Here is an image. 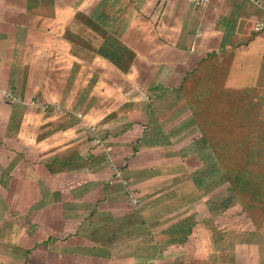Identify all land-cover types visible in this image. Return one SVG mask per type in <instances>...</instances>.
I'll return each instance as SVG.
<instances>
[{
    "label": "crops",
    "instance_id": "0c3cea01",
    "mask_svg": "<svg viewBox=\"0 0 264 264\" xmlns=\"http://www.w3.org/2000/svg\"><path fill=\"white\" fill-rule=\"evenodd\" d=\"M258 25L264 0H0V264H264Z\"/></svg>",
    "mask_w": 264,
    "mask_h": 264
},
{
    "label": "rangeland",
    "instance_id": "374dc122",
    "mask_svg": "<svg viewBox=\"0 0 264 264\" xmlns=\"http://www.w3.org/2000/svg\"><path fill=\"white\" fill-rule=\"evenodd\" d=\"M260 26L258 25L257 28H259ZM238 58V57H237ZM224 63V67L227 68V67H232L233 65V59L231 58H223L221 59ZM222 79H224L223 77H220ZM226 80V79H225ZM217 94L218 96H222L224 97V99H222V102L220 106H208L207 107V111L210 113L209 115L213 116L214 114H217V115H225V117L227 118V115H232V109L234 107H237L239 108V105L241 107H243V109H245V111L248 113L249 109H250V106L249 107H246V105L249 104L250 102V97L247 96L245 98H240V102H237L239 103L236 104V103H231L235 97L236 101H237V94H235L231 99L227 97L226 95V92H221L219 90H217ZM257 95H260L261 97H264V90H259L257 89V92H256ZM255 111H256V114H255V118H254V121H256V125H255V130H254V133L251 135V139L253 140L250 141L248 147L249 149H254V151L256 152V154L258 155L257 157V160H256V164H261L260 168H261V173H263L262 170H264V159L261 158L259 156L260 153H263L264 154V106H260L259 108L258 107H255ZM236 111V110H234ZM245 114V113H244ZM235 119H238V120H235L234 123L236 124H240V126L242 127V129L244 130V133L245 135H249L251 134L250 132V128L248 127V125H250V122L249 120H251V115L248 116V114L245 116L241 113H238V117H236L235 115H233ZM248 120V122H246ZM233 123V124H234ZM235 124V125H236ZM252 136H254V138H252ZM247 138H245L246 140ZM263 157V155H262ZM249 169H252L254 170L253 168H249ZM258 170V169H256ZM262 188L263 186L260 188V190L262 191ZM227 192L225 191V196H226Z\"/></svg>",
    "mask_w": 264,
    "mask_h": 264
},
{
    "label": "built area",
    "instance_id": "2783aa9c",
    "mask_svg": "<svg viewBox=\"0 0 264 264\" xmlns=\"http://www.w3.org/2000/svg\"><path fill=\"white\" fill-rule=\"evenodd\" d=\"M189 1L191 3H193V5L195 7L205 6L209 2V0H189ZM262 28H263V26L261 25L259 27V29H262ZM1 96L4 99H7L9 101H13L15 99V97L13 96V93H11V92H3ZM91 130L92 131H97V128L93 126V127H91ZM98 140H100V139L98 138ZM119 176H120V174H119ZM122 182L124 183L125 186H127L128 194H129V197H130L131 201L133 202V204L139 206V200H138V198L136 196L135 191L129 185V181L126 180V179H123Z\"/></svg>",
    "mask_w": 264,
    "mask_h": 264
},
{
    "label": "trees",
    "instance_id": "16d2710c",
    "mask_svg": "<svg viewBox=\"0 0 264 264\" xmlns=\"http://www.w3.org/2000/svg\"><path fill=\"white\" fill-rule=\"evenodd\" d=\"M258 32L264 34V28L259 29ZM250 177H251V175L249 173L244 172V171H241L239 173V179L243 181L242 185H241L242 190L250 191L251 184H252Z\"/></svg>",
    "mask_w": 264,
    "mask_h": 264
}]
</instances>
